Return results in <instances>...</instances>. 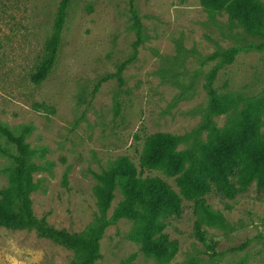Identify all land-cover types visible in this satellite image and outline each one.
<instances>
[{
  "label": "rangeland",
  "instance_id": "1",
  "mask_svg": "<svg viewBox=\"0 0 264 264\" xmlns=\"http://www.w3.org/2000/svg\"><path fill=\"white\" fill-rule=\"evenodd\" d=\"M223 1L135 0L138 33L129 0H71L56 65L35 84L31 75L51 51L61 0H0V123L25 134L39 166L35 215L85 232L99 212L95 174L111 169L119 177L107 217L129 200L142 215L106 228L95 264H264V188L256 180L234 197L214 187L205 195L210 212H196L177 175L140 164L147 137L156 134L178 137L171 155L192 167L194 131L210 104L208 75L220 61L211 57L231 47L239 53L218 72L215 129L199 135L196 165L211 155L206 147L222 149L227 128L264 140V0H240L232 9ZM122 63L123 86L109 76ZM16 153L0 133V189L11 184ZM131 165L136 176L162 177L182 198L179 216L167 214L164 190L131 179ZM75 257L34 228L0 224V264H74Z\"/></svg>",
  "mask_w": 264,
  "mask_h": 264
},
{
  "label": "trees",
  "instance_id": "2",
  "mask_svg": "<svg viewBox=\"0 0 264 264\" xmlns=\"http://www.w3.org/2000/svg\"><path fill=\"white\" fill-rule=\"evenodd\" d=\"M240 0H224L223 4H228L232 9ZM71 0H61L55 22L54 41L50 53L44 58L37 71L31 75L35 84H41L48 78L58 60L61 44V33L66 24L67 12ZM132 13L133 26L141 31V21L135 10V0H129ZM140 37L135 43V50L139 44ZM264 47V44L260 45ZM239 53V48L231 47L215 52L211 58H219L220 61L211 70L207 79V92L209 95V109L206 112L205 123L194 132L196 134L195 143L190 151V158L194 161L192 167L185 168L184 165L171 155L169 148L177 142L178 137H166L156 134L150 135L145 141L143 152L140 156L142 169L161 168L168 175H177V182L181 193L195 203L196 212H210L206 204L205 195L213 188L220 194L228 197L244 192L253 180L257 181L259 189L264 188V140L255 133L250 134L247 130H241L235 134L231 129H225L221 133L223 146L220 151L210 146L206 147L211 155H206L202 165H196V156L203 144L199 141V135L204 130H214L213 117L219 108V94L214 84L219 70L226 64L234 61ZM125 63H122L118 71L109 75L117 77L121 86L124 85L123 71ZM193 132V133H194ZM0 133L10 142L15 144L17 153L13 156L14 166L10 177V186L0 189V224L8 228H34L45 237L66 247L74 249L76 257L74 264H95L101 258L100 240L106 228L117 222L121 217L138 218L141 213L135 208V203L131 200L121 203L114 214L108 218L107 211L114 197V190L118 183V170L111 169L96 173L95 176L101 184L97 187V198L99 212L95 220L83 233H72L65 229H58L50 225L45 218H38L33 209L31 192L38 188V181H34V173L39 166L31 161L32 149L25 141V134L17 135L8 126L0 123ZM192 133V134H193ZM191 134V135H192ZM236 142L239 143L238 147ZM242 170V174L235 179L237 172ZM143 172V170L141 171ZM131 179L138 185L145 188H156L165 191L167 199V214L179 216L182 208V198L175 193L162 177L136 176L137 171L133 165L130 169ZM196 234L204 238V231L201 228V221L195 222Z\"/></svg>",
  "mask_w": 264,
  "mask_h": 264
}]
</instances>
